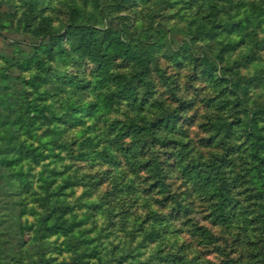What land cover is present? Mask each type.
Segmentation results:
<instances>
[{
    "label": "trees",
    "instance_id": "trees-1",
    "mask_svg": "<svg viewBox=\"0 0 264 264\" xmlns=\"http://www.w3.org/2000/svg\"><path fill=\"white\" fill-rule=\"evenodd\" d=\"M150 2L151 9L166 12L151 13L147 9L148 21L140 23L139 6ZM51 3L52 0H30V11L39 8L41 16L39 24L29 30L35 41L28 50H22L20 57L3 55L10 64L21 67L42 51L61 59L80 53L94 62L92 77L74 72L64 75L63 89L69 96L62 104L60 125H75L85 116L96 118L98 112L111 109L116 102L130 105L131 113L115 117L101 131L102 137L90 136L92 149L78 155L113 164L127 157L136 169L151 170L146 179L150 181L152 175L154 180L148 187L161 193L155 199L168 210L151 208L144 219L151 218V223L138 229H143L145 240H154L163 233L174 237L167 249L160 248L163 264H205L200 250L193 258L182 250L187 242H179L182 229L175 222L182 213L193 220V235L205 246L216 243L222 231L234 225L241 227L237 236L242 248L237 256L228 257L227 264H264V100L250 95L251 87L264 83V76H246L237 68L238 77L231 80L237 94L232 105L239 113L237 118L201 122L200 126L212 132L195 140L186 127L190 117L184 118L183 114L194 106L192 87L188 82L183 84L178 74L189 65L196 72L194 79L203 78L219 89L230 81L233 63L239 65L228 57L230 51L248 38L255 46L264 45L257 28L262 26L261 20L258 25H253L248 16L224 20L221 0H64L67 15L58 26L48 12ZM175 16L178 18L169 27L184 32L185 40L183 47L179 44L173 48L163 37L170 21L167 19ZM132 22L135 28L143 29L141 34L129 32ZM231 34L234 38L226 39ZM200 41L201 50L194 54ZM162 57L173 62L177 70L174 75L159 72L162 76L157 80L155 70L159 71ZM254 57L253 54L251 58ZM118 59L126 64L123 70L115 68ZM5 76L14 79L0 73V264H53L57 253L67 250H73L72 258L55 264H101L93 238L80 236L78 226L83 220L68 217L72 206L62 194L70 182L49 190L56 172L45 175L43 169L39 179L45 192L35 188L33 167L58 153L52 140L41 142L33 132L35 123L25 113L27 99ZM160 81L169 86L175 104H166L160 92L156 95ZM96 88L103 90L96 98L86 99L83 93ZM148 104L159 110L153 117L141 114ZM236 125H242V133L234 131ZM100 141L104 144L98 148ZM178 177L185 187L176 192L172 185ZM33 193L46 210L37 222L36 234L28 240L24 214L29 209L27 196ZM196 194L210 201L204 207L209 219L206 223L190 216ZM31 210L40 212L34 206Z\"/></svg>",
    "mask_w": 264,
    "mask_h": 264
},
{
    "label": "rangeland",
    "instance_id": "rangeland-1",
    "mask_svg": "<svg viewBox=\"0 0 264 264\" xmlns=\"http://www.w3.org/2000/svg\"><path fill=\"white\" fill-rule=\"evenodd\" d=\"M221 2L224 8L221 15L224 20L247 18L248 16L253 21V25H258L261 20L262 26H257V28L260 29L259 37L264 38V10L262 9L264 0H221ZM29 3L30 0H0V73L14 77L12 80L5 76V80L10 83L15 82L14 86L20 88L27 99L25 113H28L30 120L35 123L33 132L39 136L41 142L52 140L55 143L54 150L59 154L52 155L53 157H48L33 167L35 188L38 192H45L40 187L41 179H39V174L43 169H46L45 175L46 172H56V177L51 179L49 190L58 189L59 186L70 182L63 187L65 193L62 194L72 206L68 217L83 220L78 226L80 236L93 238L92 244L96 245L99 251L98 254L102 259L101 264H163L160 248L167 249V244L169 245L171 241L175 240L174 237L163 233L154 240H145L143 229H138L142 225L148 227V224L151 223V218L144 221L151 208L162 209L163 212L168 210V208H161L155 199L161 193L153 187H148L149 182L154 180L152 175L150 181L146 179L148 174H152L151 170H147V174L145 171L136 169L123 154L122 157L125 159L116 164L102 158L83 159L78 155L84 150L92 149L90 136L95 134L102 137L101 131L106 129L108 123L115 117L123 118L125 114L131 113L130 105L126 101L116 102L111 109L98 112L96 118L85 116L83 122L79 121L75 125L69 123L60 125L58 118L63 114L62 104L69 96L68 90L63 89L66 84L63 80L64 75L66 72H74L92 77L94 62L80 53L67 59H61L59 56H52L42 51L39 57L21 67L18 64H10L6 56L3 55L20 57L22 50H28L31 47L30 43L35 41L29 30L39 24L41 16L38 15L39 8L35 9L33 13L30 11ZM242 3L245 5L239 6ZM151 6V2L143 7L139 6L140 23H145V19L148 21L146 18L147 9L152 10L151 13L166 12L151 9ZM49 8L48 12L54 15V22L60 26L61 21L65 20L67 15L64 0H52ZM130 10L133 11L134 7H131ZM128 11L127 9L126 12ZM172 12L173 15L174 11L172 10ZM122 13L125 14V12ZM160 17L161 15L156 19L160 20ZM177 18L175 16L167 19L170 21L167 22V33L163 37L167 42H171L173 48L179 44L183 47L182 40H185L184 32L169 27ZM118 20L120 19L115 18V21ZM121 20L123 19L121 18ZM115 24L117 26L124 25L123 23ZM131 24L128 27L129 32L141 34L143 29L135 28L133 22ZM231 37L234 38V34L226 39ZM202 43L203 41H200L198 48L193 50L194 54L201 50ZM249 43L252 46H249ZM246 54H250L249 58L246 57ZM253 54L255 57L251 58ZM228 55L233 62L238 61L239 65L236 67L233 63L232 70L228 74L230 81H225L224 85H221L217 90L203 78L194 79L197 78L196 72L189 65L178 73L180 81L183 84L188 82L192 87L191 96L194 97L195 103L183 114L184 118L190 117L187 119L188 121H185L187 122L186 127L195 140L203 134L212 132L211 130L207 132L204 126H200L201 122H221L222 118L227 120L237 118L236 115L239 113H236L232 107L237 99V94L231 82L238 77L235 73L238 71L237 68L246 76H264V45L255 46L248 38L245 43L230 51ZM173 64L167 58L162 57L159 71L155 70L156 79L160 80V76H162L159 72L174 75V71L177 69ZM125 65L121 59H118L115 68L123 70ZM102 90L101 88L90 89L83 94H86V99L96 98ZM159 92L161 99L166 104L174 102L169 86L163 84L162 81L159 82L156 95ZM250 95L259 101L264 100V83L261 86L251 87ZM211 96H214L215 99L209 100L208 97ZM157 111L159 110L148 104L141 114L144 112V114L153 117ZM92 123L95 127L92 126ZM234 131L237 134L242 133V125H236ZM127 139L128 137L125 138V140ZM41 142L36 141V143ZM102 144H104L103 141H100L98 148H101ZM160 147L162 146L160 145ZM106 170L109 172L105 173ZM179 178L172 185L176 192L185 187L182 179ZM34 194L36 193L27 196L29 209L24 214L27 221L24 233L28 240L33 239L36 234L37 222L46 210L39 200L33 198ZM209 202L196 194L195 206L190 216L200 222H208L204 207H207ZM31 206L40 212L32 211ZM192 221L186 213H182L180 218L175 219L177 225H180L182 229L179 242H185V240L187 242H185L186 248L182 249L186 256L193 258L197 254L196 250H200L205 264H227L228 257L237 256L242 248V241L239 243L237 236V231L241 230V227L234 225L231 229L222 231L220 239L216 243L205 246L199 244L198 239L193 235L192 224H190ZM190 243L193 244V247L190 246ZM57 254V257L52 261L53 264L61 262L63 258L70 260L74 252L67 250L62 254Z\"/></svg>",
    "mask_w": 264,
    "mask_h": 264
}]
</instances>
